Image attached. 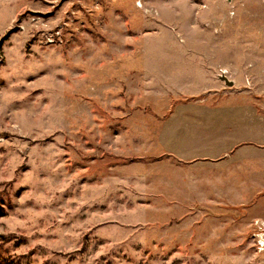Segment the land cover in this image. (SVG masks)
<instances>
[{"label": "rangeland", "instance_id": "374dc122", "mask_svg": "<svg viewBox=\"0 0 264 264\" xmlns=\"http://www.w3.org/2000/svg\"><path fill=\"white\" fill-rule=\"evenodd\" d=\"M263 233L264 0H0V264H264Z\"/></svg>", "mask_w": 264, "mask_h": 264}, {"label": "water", "instance_id": "95a60500", "mask_svg": "<svg viewBox=\"0 0 264 264\" xmlns=\"http://www.w3.org/2000/svg\"><path fill=\"white\" fill-rule=\"evenodd\" d=\"M220 77H221V79H223L226 82L227 85L231 86L234 84V81L230 80L226 75H221Z\"/></svg>", "mask_w": 264, "mask_h": 264}, {"label": "built area", "instance_id": "2783aa9c", "mask_svg": "<svg viewBox=\"0 0 264 264\" xmlns=\"http://www.w3.org/2000/svg\"><path fill=\"white\" fill-rule=\"evenodd\" d=\"M259 243L263 246L264 245V233L262 235V237L260 238Z\"/></svg>", "mask_w": 264, "mask_h": 264}]
</instances>
